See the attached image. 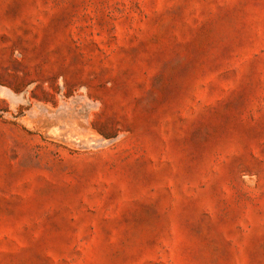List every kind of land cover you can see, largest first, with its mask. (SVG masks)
Wrapping results in <instances>:
<instances>
[{"label": "rangeland", "instance_id": "374dc122", "mask_svg": "<svg viewBox=\"0 0 264 264\" xmlns=\"http://www.w3.org/2000/svg\"><path fill=\"white\" fill-rule=\"evenodd\" d=\"M0 264H264V0H0Z\"/></svg>", "mask_w": 264, "mask_h": 264}]
</instances>
